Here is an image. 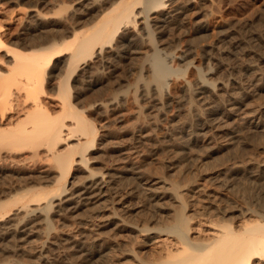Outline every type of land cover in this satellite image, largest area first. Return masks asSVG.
Instances as JSON below:
<instances>
[{
  "label": "rangeland",
  "instance_id": "obj_1",
  "mask_svg": "<svg viewBox=\"0 0 264 264\" xmlns=\"http://www.w3.org/2000/svg\"><path fill=\"white\" fill-rule=\"evenodd\" d=\"M200 1L192 0L177 20L165 25L159 33H153L150 40L145 35L142 40L134 38L130 53L112 59L110 64L101 63L108 55L105 52L108 48L97 58L79 64L81 69L69 81L72 103L93 124L96 142L85 155L87 164L72 166L67 183L81 182L90 173H111L115 176L112 188L116 195L107 202L80 205L77 210L60 216L50 213L48 226L40 225V230L36 229L40 233L44 230L49 236L36 233L23 242L19 237H11L12 234L1 237L0 263L135 264L131 249L139 255L152 256L161 253L163 245L172 238L161 235L155 243L142 246L136 233L121 227L122 222L162 229L171 224L175 210L178 212L185 206L184 213L189 218L188 238L193 243H205L216 237V223L226 221L238 230L244 223L264 222V0ZM72 2L0 0L2 41L26 50L34 43V48L44 46L48 37L59 41V33L69 24L64 18ZM29 8H35L42 16L29 19L26 15ZM57 10L59 15H54ZM153 47L172 55L186 51L184 60L189 66L185 69V62L174 58L171 62L169 55L165 60L168 68L179 72L172 69L173 73L156 80L151 65ZM61 54L53 56V63H60L67 55ZM10 61V56L1 49L0 72L6 73ZM205 66L210 69L209 81L225 80L228 88L235 89L231 90L233 96L237 95L233 109L226 102L228 97L211 103V117L218 118L216 127L207 124V116L198 110L201 108L197 101L192 102L195 100L191 91L193 80ZM55 69L49 65L41 94L43 103L53 114L61 110V101L55 93L64 71L59 73ZM50 70H54L52 76ZM184 85L188 86L185 92ZM23 93L18 88L12 89L13 104L2 108L6 112L0 119L2 126L14 125L32 109V101L25 100ZM65 122L72 124L69 120ZM71 137L67 145L81 140L76 133ZM66 144L61 143L51 151H62ZM48 151L44 147L18 152L1 150L0 202L14 193L25 192L27 187L36 185L31 191L37 192L52 186L57 173L50 159L52 152ZM104 206L110 208L107 207L109 210L103 216L98 209H106ZM115 206L123 209L122 213L118 212L123 215L119 216L121 224L112 223L97 230L89 225H100L101 219ZM11 212L24 216L23 211ZM87 220L90 222L85 225ZM0 221L1 229L4 221ZM43 245V253L39 255ZM38 257L46 258L40 261ZM260 262L264 264V258Z\"/></svg>",
  "mask_w": 264,
  "mask_h": 264
},
{
  "label": "bare ground",
  "instance_id": "obj_2",
  "mask_svg": "<svg viewBox=\"0 0 264 264\" xmlns=\"http://www.w3.org/2000/svg\"><path fill=\"white\" fill-rule=\"evenodd\" d=\"M191 3L192 0H73L70 10L68 9V15L64 18L69 22V24L64 26L65 31H62L61 29L59 31L62 32L59 33L57 30L61 35L59 41H53L52 38L48 39L49 37L47 36L48 38L44 41V46L38 47L37 45L38 48H34L33 46H36L34 43L32 44L33 46L31 45L32 48L26 50L19 49L13 45L8 46L0 37V50L4 49L5 54L10 56L11 60L8 64L9 69L6 70V73H2V71L0 72V119L5 117V107L8 105L10 106L12 103L10 97L12 95L13 88L22 90L24 92V99L32 101L31 105L33 106L28 112L25 111V116L21 120L15 121L16 123L14 125L10 123L11 125L9 124L8 127H4L2 126L3 124H1L3 121L1 122L0 120L1 126L4 127H0V152L3 149L9 152L16 150L18 152V150L22 151V149L25 148L39 149L44 147L50 150L48 152L51 153L54 151L52 149L56 148L59 144H66V141H69L70 137L75 133L79 136L77 138L81 139L79 141L77 140L78 142L76 144H66L67 146L62 151L59 149L51 153L50 159L53 161V167L56 170L57 176L52 182L53 184H51L52 186L50 188L32 192L31 190L34 189L36 185L33 188L27 187L28 190L27 188L26 191L24 189L21 190L25 192L18 194L14 193L15 195L12 194L14 196L11 195L10 198L8 196L7 198L9 199L0 202V220L4 221L0 229V238H3L5 235L12 234L10 235L11 237H19L23 242L32 234L36 235V233H40V231L36 230L37 227L39 229L40 225L48 226L50 223V213L60 216L65 212L68 213V211L73 212L77 210L76 208L80 207V205H96V203L105 202L111 197L114 198L116 194L113 193L114 189L112 188V185L115 181V176L111 173H90L81 182L67 183V178L70 174L72 166L85 163V155L88 150L94 148L93 146L96 142V129L93 124L84 116L83 111L79 110L76 104L72 103L70 93L71 89L69 87L70 78L74 75L77 69H81L78 67L80 63L82 64L83 61L91 59L92 57L97 58V55L100 54L101 51H105V49L107 50V48L109 51L107 50L108 52H105L108 55L104 60H101V63L104 65H107L108 63L110 64V61L118 56H123L127 52L130 53L129 49H131L133 45L134 38L138 37L142 40V35H145V38H149V36L151 37L153 33H159L165 25L177 20V17L181 15L183 8ZM60 10H57L55 13L53 12L54 15H59L58 12ZM62 12H64V10ZM38 13L39 12L36 11L35 8H29L26 15L29 19H38L39 16H42ZM66 21H64V23ZM85 25H87V27L84 28ZM64 27L62 25L63 29ZM63 32L64 34H62ZM225 32L227 33V31ZM223 33L222 35H224ZM57 35H55L56 38ZM148 40H150V38ZM153 48L155 49L151 55V65L153 67V78L156 80L160 81L166 77L167 74L171 73L172 69H175L172 68L170 70L166 64L167 61L165 60L169 55L171 62L173 58L176 59L177 62H185L184 59L187 56L186 51H181L180 53H177V55H172L165 54L156 47ZM61 53H66L67 55L60 61V63H53V56L58 54L62 55ZM188 64L189 63L186 62L184 63V65H186L185 69L189 66ZM49 65L55 67V70L57 71L62 69L64 70L62 71L63 75L61 77L63 79L59 81L56 90L57 92L55 93L61 101V110L60 112L58 111L57 114L50 112L46 103H43L41 99V94L44 92L43 81H45V74ZM209 70L210 69L205 66L203 72L197 71L198 76L192 83L194 89L191 90L193 91V97L195 100H190H192L194 104H196L194 101H197V105H199L198 107L201 108L198 110L203 111L207 116L205 117L207 124L210 127H216L218 126V118L216 117L217 119H215L211 117V106L213 107L211 103L228 97V101L226 102H230V109H233L237 95L233 96L232 91L235 89H230V87L228 88L225 80L216 79L209 81ZM53 71L54 70H50L49 74H53ZM175 72L179 71L176 70ZM231 86H233V84ZM236 87L240 88V86H235V88ZM187 90L188 86L184 85L183 92ZM186 93L189 94V91ZM189 97L192 98V96ZM17 100L19 101V98ZM181 101H183V99ZM187 102L189 103V101ZM192 102H190V105L188 103L187 104L191 106ZM3 107L4 109L2 110ZM188 108L190 109V107ZM203 112L202 114H204ZM6 119L9 121L7 117ZM66 120H69V122L72 123L70 124L72 126L67 125L65 122ZM6 124L8 125V123ZM174 189L175 187L173 186L172 190L174 191ZM180 201L184 204L182 200ZM111 203L112 205L114 204L113 202ZM107 207L106 209L103 207L98 209L99 214L108 211L109 209H107ZM115 208L116 206L112 209L113 211L108 216L106 214L105 218L103 217L104 219H101L100 225H96L94 223H92L93 225H89L93 226L92 228L97 230L99 227H105L111 225L112 223L116 224L118 222L121 224L120 219L122 218H119L121 215H119L118 212H121L123 209H117L118 207L116 209ZM51 209L52 212L50 211ZM184 209L181 208L178 212L175 210L176 214H174V219L171 224H166L167 226H163L164 228L162 227V229L157 228L156 230H152L153 228L149 229L146 228L147 226L144 227V224L141 225L131 223L124 225L122 222L123 225L121 227H127L131 230V232L136 233L135 236L141 240L138 243L142 246L155 243L156 237L161 235L172 238L170 243L163 245L164 248L161 253L153 254L152 256H143L144 254H140V256L136 252H133V249H131L129 252H132L135 255V257H133L135 264H261L260 261L264 258V222L261 223L259 221H255L252 223H244L239 229L236 228L238 230H235L232 224L226 221L225 223L219 225L216 223L215 226L218 228L216 237L212 238L208 242L205 241V243H193L188 238L189 218L185 215ZM13 210L23 211L24 216H17L16 214L19 212H16L14 213L15 215H13V212H11ZM100 218H102V216ZM88 222L90 221L87 220L84 224L87 225ZM40 234L46 235L47 233L43 230ZM42 236L44 235H41V237ZM42 244L43 243L41 242L40 245ZM43 248L44 245L41 246L39 250L37 248L39 255L43 253ZM43 258L40 257V259Z\"/></svg>",
  "mask_w": 264,
  "mask_h": 264
}]
</instances>
